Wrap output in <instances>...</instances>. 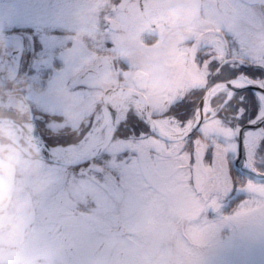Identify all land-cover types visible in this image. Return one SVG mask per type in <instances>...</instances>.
Returning <instances> with one entry per match:
<instances>
[{
	"label": "snow or ice",
	"instance_id": "snow-or-ice-1",
	"mask_svg": "<svg viewBox=\"0 0 264 264\" xmlns=\"http://www.w3.org/2000/svg\"><path fill=\"white\" fill-rule=\"evenodd\" d=\"M207 8L212 23L193 61L223 86L219 111L177 88L156 107L104 105L71 123L58 111L36 114L44 158L91 194L87 218L63 242L69 264L102 238L109 255L123 252L118 264H200L208 214L233 193L247 197L236 216L264 215V16L245 0ZM245 170L255 178L242 180Z\"/></svg>",
	"mask_w": 264,
	"mask_h": 264
},
{
	"label": "flooded vegetation",
	"instance_id": "flooded-vegetation-1",
	"mask_svg": "<svg viewBox=\"0 0 264 264\" xmlns=\"http://www.w3.org/2000/svg\"><path fill=\"white\" fill-rule=\"evenodd\" d=\"M72 1L48 0L47 2L57 9L60 6L61 8L57 10L58 12L50 13L48 16H33L34 21L31 20L32 25L24 24L27 20L25 16H22L23 20L20 19V16H16L12 20H3L4 24L0 29V81L5 83L4 86L8 85L12 88L0 89V93L2 92L5 95L4 98L7 96L11 97V95L15 98L13 101H7L8 103L5 104L9 105V112H11L16 103L21 99H23L24 103L30 105L36 114L42 112L40 105L36 102L35 96L32 97L35 91H30L31 94L27 90L21 95L20 92H17L13 88L12 85L15 81L14 79H9L15 68L11 60V51L13 49L21 50V59L17 74L26 77L27 73L23 72L24 66L30 63H42V53L45 49V41L43 38L50 35V33L59 35L61 38H64L71 32L77 34L80 41L86 45L88 52L92 54L93 58L92 60L88 58L87 64H95L101 56L108 55L111 59L112 67L98 69L97 65L96 68L98 69V76L95 79L101 80L105 70L108 69L111 70L110 76L115 79V82L109 83L103 80L104 84H106L104 89L111 87L133 89L136 88L135 84L139 86V78L135 77V72L141 69L131 71V68L133 63H138L140 59H143L141 62V71H145L149 79V82L143 88V94L145 96L146 93L155 94L156 92L163 93L159 97L169 96V93H174L177 88H180L183 92L188 93L189 99L198 101L205 91L214 85L213 78L208 77L206 79L204 72L193 61V55L196 53L197 44L200 42L203 30L212 23L207 8L209 0H179L180 8H178L179 10L177 12H198V15L189 24L178 27H168L163 20L157 21L155 24L151 23L145 18L142 12L162 11L156 10L151 6L147 7L146 11H143L140 7L141 0H127L123 9L116 7L122 0H87L91 1V7H87L89 10H85L84 7V10L81 11L84 13L79 15L76 20L79 23V20L82 19L87 24L88 29L82 31L80 28L77 29L75 27L70 32L71 24L65 23V21L69 20V14L66 20L64 15L69 12L68 9H65V6H69ZM172 1L175 0H165V4H170ZM245 3L257 17L264 16V0H245ZM166 10L173 11L176 9ZM85 12L88 13L85 14ZM108 20H114L118 24V30H109L107 26ZM102 30L119 34V39L115 41L105 39L103 43H100ZM171 39L172 41H170ZM14 40L18 41L16 47L10 48L9 43ZM65 43L68 47L71 46L70 41H66ZM35 47L40 50L37 56H24L28 48L33 49ZM102 47L106 49L102 50ZM68 55L64 58L57 57L55 59L62 61L67 66ZM129 56L133 57L132 59L135 62L133 60H125ZM156 61H159L165 67L161 72H166L169 75L172 74L176 78L178 82L176 89L173 90L169 86H165V88L161 87V83L153 82L151 86L148 85L150 83V75L147 69L151 63ZM65 72L67 74L62 73V75H66L71 84L73 83L75 86H82L81 82L92 80L80 79V74H77L76 79L79 81L76 82L74 76L77 72L74 75L68 76L69 71L67 67ZM86 86L90 89L98 88L93 85ZM220 93L223 92L220 90L214 95L213 99ZM148 102L151 107H156L159 104L157 102L150 104L149 100ZM45 161V171L50 180V184L42 202V213L34 215L31 222L28 223V229L31 228V225H34L37 229L45 227L48 235L55 236L52 227L57 226L63 235L61 237L62 245L58 252L59 256L56 259L53 258L54 263L69 264L68 259L64 255L63 242L65 236L87 218L86 213L88 211V201L91 199V194L85 186L73 177L71 171L64 172L53 168L50 166L49 161L46 159ZM58 194L60 195L58 196ZM22 195L23 193H21ZM75 221H79V223L77 224ZM101 245H103L101 251L96 254V250ZM109 247L110 241L103 238L98 240L93 253L90 256L82 258L80 264H118L123 252L114 250L109 255L106 251ZM49 257L52 256L47 255L43 259ZM43 259L37 261L40 262Z\"/></svg>",
	"mask_w": 264,
	"mask_h": 264
},
{
	"label": "rangeland",
	"instance_id": "rangeland-1",
	"mask_svg": "<svg viewBox=\"0 0 264 264\" xmlns=\"http://www.w3.org/2000/svg\"><path fill=\"white\" fill-rule=\"evenodd\" d=\"M48 0H0V29L3 26V20L13 19L16 16H25L27 19L24 23L25 25H32L31 20L34 21L35 15L48 16L50 13L58 12L55 6L49 4ZM91 1H77L73 0L69 6H65L69 12L65 13V20L69 14V20L65 21L67 24H71L70 32L75 29V27L80 28L82 31L88 29L87 24L80 19L79 23L76 18L83 14L82 10H89L87 7H91ZM63 8V7H62ZM64 9V8H63ZM21 12V13H20ZM88 12H85V14ZM93 13V12H92ZM73 24V25H72ZM75 32V31H74ZM45 49L42 53V63L38 64L43 67L51 66V58L54 54V48H59L57 57L64 58L66 55L68 58L67 66L63 63L58 67L51 66V72L48 77L47 82L42 91H38V87H30L33 90L28 89L36 93L35 96L37 104L40 105L42 111L52 112L58 111L66 122H74L80 118L83 111L95 108L100 103L101 91L106 87L103 80L109 82H115V79L110 76V69L105 70L104 75L101 80L92 78L88 82H81L82 86L73 87L74 84H70L68 78L62 75L65 73L66 67L68 68V76L74 75V80L77 78V74H81L85 69L92 68L98 71L97 65L99 61L97 60L95 64H87V61L92 60V54L86 49L77 34L69 33L64 38L59 35L50 34L45 36ZM115 41L119 39V34L109 32L108 30H102L100 43L104 40ZM66 41L71 42V46L66 45ZM172 41V39L170 40ZM17 40L9 43L10 48H15ZM47 46V47H46ZM106 49L102 47V50ZM89 58V59H88ZM133 57H126L125 60H133ZM140 59L138 63H133L131 71L134 69H141ZM135 62V61H134ZM150 67L147 69L150 75V83H161V87L169 86L173 90L178 87V82L176 78L171 74L166 72H161L165 69L159 61L151 63ZM153 66V67H151ZM31 68H38L37 65H31ZM144 69V68H143ZM161 72V73H160ZM133 75V74H132ZM139 82L140 86L144 88L149 82L148 76L145 71H143V76L140 75ZM36 80V77L34 78ZM79 80L76 79V82ZM36 83V82H35ZM4 82L0 81V89L8 88L9 86H4ZM84 84V85H83ZM86 85L97 86V89H90ZM37 91V92H36ZM31 93V92H30ZM90 93V95H87ZM32 94V93H31ZM83 94L86 97H81ZM162 92H156L155 94H148L146 96L152 103H160L162 99L169 98V96H160ZM0 96H5L2 92ZM13 101L14 97H5L2 100V107H6L7 101ZM158 100V101H156ZM135 108V107H134ZM238 194L242 195L244 198L240 201L239 207H241V202L247 197L243 192H235L229 201L235 199ZM60 194H58L59 196ZM226 201L222 208L229 202ZM222 208L219 213L210 212L208 214V219L212 221L214 227L211 230L210 235L206 238L205 242L198 248L200 264H264V215L260 213H249L241 216H236L235 213L227 214L223 213ZM240 209V208H239ZM227 217V219H225ZM77 224L79 221H75ZM31 234L27 238V242L21 251V256L24 264H55L53 258H57L58 252L62 245V233L61 230L55 226L52 227L54 235L50 236L46 232V228H35L31 225ZM225 230V233H222ZM60 231V232H59ZM224 234V235H223ZM223 235V236H222ZM95 247V245H94ZM52 256L47 259H43L46 256ZM41 260L38 262L37 260Z\"/></svg>",
	"mask_w": 264,
	"mask_h": 264
},
{
	"label": "clouds",
	"instance_id": "clouds-1",
	"mask_svg": "<svg viewBox=\"0 0 264 264\" xmlns=\"http://www.w3.org/2000/svg\"><path fill=\"white\" fill-rule=\"evenodd\" d=\"M13 79L21 95L30 88L24 76ZM35 116L23 99L11 112L0 107V264H24L21 251L31 234L28 223L42 213L50 184Z\"/></svg>",
	"mask_w": 264,
	"mask_h": 264
},
{
	"label": "water",
	"instance_id": "water-1",
	"mask_svg": "<svg viewBox=\"0 0 264 264\" xmlns=\"http://www.w3.org/2000/svg\"><path fill=\"white\" fill-rule=\"evenodd\" d=\"M126 2L127 0H122L117 5V7L119 9H123ZM149 6L153 7L156 10H160L162 12H142L145 18L153 24H155L157 21L163 20L165 25H167L168 27H178V26L187 25L198 15V12H177L179 10L178 8H180L179 0L172 1L170 4H165V0H141L140 1V7L143 11H146L147 7ZM166 9H176V10L167 11ZM108 27L113 30H118V24L113 20L108 21ZM19 59H20V51L13 52V62L15 64V71L12 75V78L15 77L17 73ZM100 60H101V64L99 65L100 69L111 66V62L107 56L100 57ZM140 74L141 73H137L136 77H140ZM94 76H97L96 72H94L93 70H87L86 72L82 74L81 78H90ZM220 87H223V86L214 84L213 86H211L205 91V93L203 94V97L205 98V101H206V107H207V101L209 97L211 96V94L215 90L219 89ZM111 92H113L116 95L117 109L119 108V105L122 102L123 98L128 95H132V96L139 98L142 102L143 108H145L146 106H149V103L146 97L140 91L134 90V89H127V88L106 89L103 92L102 97H101L102 99L101 106L109 105V99L107 95ZM244 176L253 178V179L255 178L254 173L247 171V170H245ZM102 246L103 245H101L99 249L96 250L95 252L96 254H98L101 251Z\"/></svg>",
	"mask_w": 264,
	"mask_h": 264
},
{
	"label": "trees",
	"instance_id": "trees-1",
	"mask_svg": "<svg viewBox=\"0 0 264 264\" xmlns=\"http://www.w3.org/2000/svg\"><path fill=\"white\" fill-rule=\"evenodd\" d=\"M34 51H36V52H38L39 51V49L38 48H36ZM55 51V50H54ZM29 55V54H28ZM28 74H30V73H32V71L31 70H27L26 71ZM36 73V72H35ZM37 73L38 74H40L39 76H41L42 77V75H43V70H41V69H39V70H37ZM35 75H33V77H34ZM44 77H45V75H44ZM32 79V77L31 78H26V80L27 81H29V80H31ZM199 98V97H198ZM2 99H3V96H0V107H2L3 105H2ZM223 99V93H220L219 95H217L216 96V98H214V99H212V101H211V103H212V105H214V106H220V101ZM6 107H3V108H5L8 112H9V105H5ZM14 171V170H13ZM246 178H249V177H245V176H243L241 179L243 180V179H246ZM234 194V193H233ZM244 197L240 194H238V196L235 198V199H232V201H229L223 208H222V211L221 212H223V213H227V214H231V213H234V212H236V211H238L239 210V203H240V201L243 199ZM213 214V213H212ZM223 231V230H222ZM222 233H225V230L222 232ZM224 235V234H223ZM222 235V236H223ZM27 264H32L31 262L30 263H27Z\"/></svg>",
	"mask_w": 264,
	"mask_h": 264
},
{
	"label": "bare ground",
	"instance_id": "bare-ground-1",
	"mask_svg": "<svg viewBox=\"0 0 264 264\" xmlns=\"http://www.w3.org/2000/svg\"><path fill=\"white\" fill-rule=\"evenodd\" d=\"M108 99H109V105H111L113 108L117 109L116 107V101H117V98H116V95L111 92L107 95ZM134 108V109H143V106H142V102L139 98L135 97V96H132V95H128V96H125L122 100V102L120 103L119 105V108L118 110L120 111H125L129 108Z\"/></svg>",
	"mask_w": 264,
	"mask_h": 264
}]
</instances>
